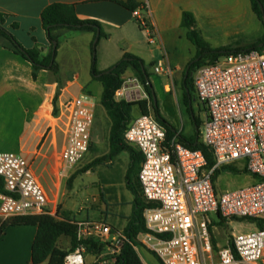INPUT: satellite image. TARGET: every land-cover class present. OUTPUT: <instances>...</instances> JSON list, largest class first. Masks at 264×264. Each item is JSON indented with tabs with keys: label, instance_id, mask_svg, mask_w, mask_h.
<instances>
[{
	"label": "built area",
	"instance_id": "built-area-1",
	"mask_svg": "<svg viewBox=\"0 0 264 264\" xmlns=\"http://www.w3.org/2000/svg\"><path fill=\"white\" fill-rule=\"evenodd\" d=\"M133 13L154 43L146 17L139 9ZM155 70L161 72L162 64ZM133 82L141 84L137 77ZM194 86L206 111L201 137L216 161L212 168L201 149L184 145L177 136L165 148L166 129L153 113L136 117L125 132L126 141L144 156L139 172L143 194L159 203L146 209L148 230L139 234V242L163 264H264V228L233 234L218 250V262L210 260L214 252L212 214L226 219H264V52L254 48L221 56L196 70ZM123 95L122 88L117 90L118 99ZM64 107L60 175L68 177L90 150L97 103L81 94L68 99ZM226 165L250 172L255 181L218 190L214 175ZM0 175L7 191H0V217L48 213L45 189L23 155L0 151ZM77 236L80 243L68 252L64 264H86L81 240L87 237L108 242L112 254L128 240L125 234L112 236L111 226L102 221L79 222Z\"/></svg>",
	"mask_w": 264,
	"mask_h": 264
},
{
	"label": "crops",
	"instance_id": "crops-1",
	"mask_svg": "<svg viewBox=\"0 0 264 264\" xmlns=\"http://www.w3.org/2000/svg\"><path fill=\"white\" fill-rule=\"evenodd\" d=\"M135 1L139 3L137 9L153 28L154 43L149 42L148 31L140 26L137 17L134 16V10L113 0H0V14L5 17L3 23L5 29L12 33L26 49L40 50L43 57L50 51V41L43 27L42 11L56 2L74 4L81 18L98 20L105 33L98 43L97 68L99 70L110 68L126 52L141 57L155 72V67L161 63L162 71L157 74L169 80L165 84V91L175 90L184 106L181 119L174 122L163 117L187 140L194 138L198 121L201 138L205 120L203 121L195 113L193 105V102L198 103L199 100L195 92L192 95L185 89L186 70L198 54V48L188 38V27L183 17L185 11L194 14L197 28L204 39L208 40L200 25V15L196 11L199 8L193 5L197 0ZM254 14L257 16L255 12ZM261 24V34L254 42V44L259 43L260 51L264 50V25L262 22ZM61 30L58 31L60 44L56 57L60 67L59 75L49 69H42L35 78L32 63L9 47V41L6 38L0 39V151L19 153L30 162L47 194L46 210L49 214L61 219L73 218L79 222L102 221L111 226L112 236L125 234L133 214L135 198L128 187L126 178L130 164L129 152L118 155L116 161L112 159L98 163L84 172L98 174L99 179L86 186L93 185L95 189H98V194L93 200L104 203L100 207L102 210L100 219H77L72 216L71 208H69L72 187L66 188L65 182L74 170L68 177L60 175V156L65 145L64 104L72 97L94 93L99 96L98 103L96 102L97 107L99 108L100 105L103 107V105L101 103L102 86L91 75L95 33L72 30L62 34ZM233 49L245 48L234 46ZM58 78L61 81V87L57 99L59 114L56 116L54 115V98L59 87ZM124 78L125 82L122 86L124 95L119 99L116 97L118 100L149 99L143 85L137 86L136 82H133L136 78L133 71L128 70ZM150 80L155 91L156 84L152 78ZM103 109L106 113L104 107ZM136 110L135 118L141 115L140 109ZM100 148L102 149L101 143L94 141L93 137L92 148L84 157L89 159L86 164L108 154L109 136L106 149L100 151ZM94 152L95 155L91 156L90 154ZM75 179L76 176L73 181ZM215 227L214 221L212 227L214 252L210 260L218 262V250L228 242L224 243L223 238L217 236ZM36 232L35 225L8 227L6 233L0 238V264H30L32 243ZM60 241H62L61 237L58 240L60 247L64 249L71 247L70 238L66 237L65 242L62 243ZM90 255L94 257L92 262ZM105 255H113L109 247L100 256L86 253V264L107 260ZM141 258L148 264L142 256ZM42 264H48V262Z\"/></svg>",
	"mask_w": 264,
	"mask_h": 264
},
{
	"label": "trees",
	"instance_id": "trees-1",
	"mask_svg": "<svg viewBox=\"0 0 264 264\" xmlns=\"http://www.w3.org/2000/svg\"><path fill=\"white\" fill-rule=\"evenodd\" d=\"M113 1H116L131 10H136L139 7V3H137L135 0ZM251 3L254 12L264 25L263 13L260 5V3L264 5V0H251ZM183 17L184 23L188 27V38L198 48L197 57L189 63V66L186 70L187 75L185 79V89L192 95L195 92L194 74L198 68L203 65L213 63L219 57L234 51L261 48L259 43L253 44L252 46H249L245 49H233L229 47L212 48L197 28L194 14L192 12L185 11ZM4 21L5 17L0 14V39L6 38L9 41V47H11L16 53L24 56L32 63L34 67L33 75L35 78L37 77L38 72L42 69H49L56 75H59L60 67L56 60L58 47L60 44L58 33L59 30L72 29L92 31L95 33V38L97 36V32L99 31V39L96 43L94 39L92 45L93 58L91 65V75L93 79L98 81L102 86L101 103L110 119L109 152L108 154L97 157L90 163L85 164L78 173L86 172L98 163L112 160L114 157L120 155L123 152H129L130 164L126 178L128 187L133 192L135 198L133 214L125 230V235L127 236L128 240L124 242L121 250L118 253L107 255L105 258L107 259L106 264H144L139 251L136 249V246H138L139 249H148L141 245L138 236L140 233L148 230L144 216L146 209L156 207L159 205V203L148 200L143 194L141 182L139 180V172L144 160V156L142 151L137 146H133L125 139L126 130L135 119L133 112L134 108L140 109L141 114L153 112L155 117L163 124L166 129V139L163 143L165 148L169 147L171 141L177 136L184 145L195 149H201L206 155L208 168H212L216 164V161L211 148L200 139V123L197 121L198 129L194 138L192 140H187L163 117L159 104L155 103L153 98V88L150 80L151 76L145 61L141 57L133 53L126 52L122 58L110 68L106 70H99L97 68L96 46L105 33L102 29L101 23L98 20L91 18H81L76 12L74 4L56 2L48 5L42 11L43 27L46 30L47 37L50 41V51L46 56L43 57H41L40 50L38 49H26L12 33L5 29L3 26ZM128 70L133 71L140 83L145 87V90L149 95V99L128 101L126 99L118 100L116 98V92L124 85V75ZM58 83V91L54 98V115L56 116L59 114L57 100L61 87V81L59 78ZM90 148H92V143ZM224 167L235 172H241L233 165H226ZM220 172V169L216 171L214 175L215 182ZM75 176L76 174L71 177V180H73ZM0 191L7 192L5 190L4 177L1 175ZM218 218L220 225H223L225 222H227V219L221 215H218ZM234 219H249L256 224L257 228H264V219L246 217H234ZM19 225L37 226V232L32 243V256L30 264H42L46 261L48 264H64V260L68 252L74 250L80 243L77 236L79 221H76L73 218L61 219L49 213L16 215L7 219L0 218V238L6 233L8 227ZM62 236L70 238L71 247L69 249H64L58 245V240ZM81 242L86 247V253L96 256H100L106 252L109 246L108 242L96 236L87 237L81 240ZM149 252H151L157 258L158 264H163L155 253L152 251ZM93 264H99V262H95Z\"/></svg>",
	"mask_w": 264,
	"mask_h": 264
},
{
	"label": "rangeland",
	"instance_id": "rangeland-1",
	"mask_svg": "<svg viewBox=\"0 0 264 264\" xmlns=\"http://www.w3.org/2000/svg\"><path fill=\"white\" fill-rule=\"evenodd\" d=\"M193 5L199 8V10L196 9V11L200 15V25L212 48H234V46L246 48L252 46L256 41V37L261 34L262 24L253 12L250 0H197ZM66 31L70 32L72 29L61 30L62 34ZM98 51L99 47L97 45V61L99 59ZM262 51L264 52V50ZM146 66L152 80L156 84L154 92L162 115L174 122L177 119H181L184 110L181 97L175 90H172V92L165 91V84L169 82V80L164 76H158L157 72L152 70L150 64ZM89 96L98 103V95L92 93V95ZM193 105L195 113L204 121L206 119V111L203 104L199 101L198 103L195 101ZM97 109L93 126V137L94 141H99V143H101L102 149L100 148V151H103L108 145L110 119L101 105L99 108L97 107ZM136 109L137 108H134V113L137 111ZM200 139L202 140V137ZM90 155L94 156L95 152ZM117 158L118 156L114 157V160L116 161ZM87 160H89L87 157L84 158L73 169L72 175L66 179L65 186L66 188L72 187L70 189L72 198L69 202L72 216L77 219L90 218L96 220L100 219L102 216L100 207L103 206L104 203L102 201L95 202L93 199L94 196L98 194V189H95L93 185H86L91 184L94 180H98V174L78 173L86 164ZM220 171L216 180L217 189L220 191L233 190L255 181L254 175L250 172H235L224 166L220 168ZM74 174L77 175L76 179L73 181L71 177ZM212 218L216 222L215 232L218 237L223 238L224 243L229 242L233 234L251 232L257 229L256 224L249 219H227V222L220 225L219 218L216 214H212ZM65 238V236L61 237L62 241H60V243H62ZM140 254L148 264H158L157 258L151 252L146 251V249L141 248ZM105 257L107 256L105 255ZM90 258L92 262L94 257L92 258L90 255Z\"/></svg>",
	"mask_w": 264,
	"mask_h": 264
},
{
	"label": "water",
	"instance_id": "water-1",
	"mask_svg": "<svg viewBox=\"0 0 264 264\" xmlns=\"http://www.w3.org/2000/svg\"><path fill=\"white\" fill-rule=\"evenodd\" d=\"M261 5V9H262V13H263V20H264V5L262 3H260ZM99 39V31L97 32V36L95 38V43L98 41ZM153 98L155 100V103H157V99H156V95H155V92L153 91Z\"/></svg>",
	"mask_w": 264,
	"mask_h": 264
}]
</instances>
